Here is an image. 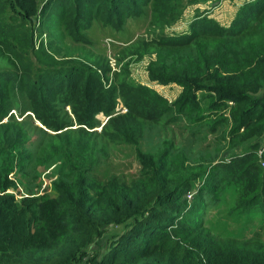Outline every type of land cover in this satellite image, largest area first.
<instances>
[{
    "label": "rangeland",
    "instance_id": "1",
    "mask_svg": "<svg viewBox=\"0 0 264 264\" xmlns=\"http://www.w3.org/2000/svg\"><path fill=\"white\" fill-rule=\"evenodd\" d=\"M47 1L39 0L36 14L32 8L24 13V8L4 4L2 19L3 34L13 37V43L22 50L18 52L20 62L8 69L15 78L7 89L14 104L2 121L10 117L23 127L24 134L0 172V196L9 194L16 201L24 197L36 199L34 240L28 251L45 258L50 252L62 250L63 242L71 239V227L65 216L68 213L61 204L59 191L73 186L69 161L77 154L84 152L82 168L86 171L85 187L89 192L95 185L106 187L109 183L125 182L130 186L136 180L145 183L146 170L139 168L134 148L117 135L107 134L109 118L128 113L131 108L137 110L141 100L146 101L147 109L150 106L154 109L148 113L152 119H145L141 150L156 155L164 140L171 137L176 149L174 162L168 164L183 160L186 154L188 163L198 170L204 168L196 185L212 181L211 201L201 214L204 228L210 229L214 236L238 235L243 239L262 229L264 236V190L260 187L264 181V161L259 157L264 153V138L250 145L249 140L243 143L239 135H230L234 110L231 103L217 108L220 118L227 117L226 121L188 129L185 125L190 114L178 104L182 95L187 98L183 87L175 82L163 83L151 75L152 69L156 74L167 70L175 75L184 72L183 68L196 74L202 64L212 67L213 63L223 72L247 63L249 53L239 43L238 33L243 26L238 22L245 18L251 5L264 0H169L175 5L172 16L162 19L154 14L151 3L144 4L141 0L134 10L136 14L126 17L120 28L93 18L87 20L90 27L80 30L78 37L70 36L57 22H40L39 10ZM259 20L264 21V7L247 27H255ZM193 24H205L207 33H211L206 42L192 29ZM68 66H80L78 73L84 68L87 73L94 72L103 92L113 101L112 115L97 113L92 117L91 127L79 126L71 114L72 106L61 104V95L56 94L53 104L58 120L68 124L61 130H50L37 119V100L29 91L30 84L41 75ZM193 90L191 85V93ZM196 94L193 108L202 109L214 118L207 108L208 96ZM81 128L89 131L88 148H84L86 140L77 143ZM256 147H262L261 152ZM254 195L258 198L248 202ZM197 219H185L186 225L181 226L180 232L192 230L191 223ZM120 228L108 225L103 235L85 249V255L78 256L79 263L89 264L95 253L108 248L110 238Z\"/></svg>",
    "mask_w": 264,
    "mask_h": 264
},
{
    "label": "trees",
    "instance_id": "2",
    "mask_svg": "<svg viewBox=\"0 0 264 264\" xmlns=\"http://www.w3.org/2000/svg\"><path fill=\"white\" fill-rule=\"evenodd\" d=\"M142 1L151 3L152 11L160 19L172 16L175 5L169 0ZM38 3L39 0H0V161L3 163L0 172L6 168L9 154L17 150L24 134L23 127L10 117L2 121L14 104L7 89L9 84H14L15 78L8 69L13 68V63L20 62L18 52L22 51L13 43V37L3 34V7L4 4L8 7L16 5L17 9L24 8V13L32 8V13L36 14ZM140 3L141 0H49L40 8L39 18L40 22H57L70 36L78 37L80 30L90 27L87 20L93 18L120 28L126 17L136 14L134 10ZM263 7L264 3L251 5L245 18L238 22L243 26L238 33L239 43L249 53L247 63L223 72L214 67V63L212 67L202 64L196 74L189 68H183L184 72L175 75L166 69L167 73L156 74L152 69L153 79L163 83L175 82L183 87L187 98L182 95L178 104L190 114L185 125L188 129L226 121L227 117L220 118L217 108L231 103L234 110L231 111L233 125L230 135H239V141L249 140L250 145L264 138V21L259 20L253 28L247 27ZM205 28V24H193L192 28L204 42L211 35ZM207 58L204 55L206 61ZM63 68L50 75H41L30 84L29 91L37 100L35 114L44 126L61 130L68 124L58 120L53 104L56 94L61 95V104L72 106L71 114L79 126L91 127L92 117L97 113L112 115L113 101L103 92L94 72L87 73L84 68L86 71L82 69L78 73L80 66ZM169 72L173 73L171 68ZM191 85L194 86L192 93ZM196 93L208 96L205 97L210 102L207 108L214 118L202 109L193 108V99L197 102ZM145 104L146 101L141 100L137 110L131 108L128 113L111 116L107 131L108 135L115 134L134 148L139 168L146 170L143 173L145 183L136 180L130 186L125 182L109 183L106 187L105 184L95 185L89 192L85 187L86 171L82 168L84 152L77 154L69 161L74 175L73 186L59 191L61 204L66 206L68 213L65 216L71 227V239L63 242L62 250L50 252L45 258L28 251L34 240L32 225L36 199L24 197L16 201L9 194L1 195L0 264H80L78 256L85 255V249L101 237L110 224L120 226L119 233L110 238L108 248L95 253L89 264H264L262 229L243 239L238 235L214 236L210 229L204 228L205 220L201 214L211 201L212 181L196 185L204 168L198 170L188 163L186 154L183 160L168 164L174 162V139L166 138L156 155L141 150L145 122L152 119L148 113L154 110L151 106L147 109ZM88 134L85 128L79 129L78 145L86 140L84 148L89 147ZM255 153L257 155V150ZM259 157L264 161V153ZM260 187L264 190V181ZM257 198L254 195L248 202ZM189 217L199 219L192 221V230L186 231L187 234L180 232Z\"/></svg>",
    "mask_w": 264,
    "mask_h": 264
},
{
    "label": "built area",
    "instance_id": "3",
    "mask_svg": "<svg viewBox=\"0 0 264 264\" xmlns=\"http://www.w3.org/2000/svg\"><path fill=\"white\" fill-rule=\"evenodd\" d=\"M259 152H261V150Z\"/></svg>",
    "mask_w": 264,
    "mask_h": 264
}]
</instances>
